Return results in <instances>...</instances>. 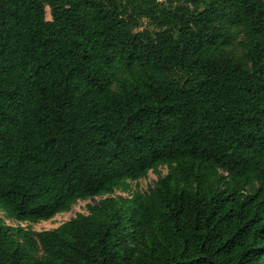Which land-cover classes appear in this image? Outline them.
Segmentation results:
<instances>
[{"label": "trees", "instance_id": "trees-1", "mask_svg": "<svg viewBox=\"0 0 264 264\" xmlns=\"http://www.w3.org/2000/svg\"><path fill=\"white\" fill-rule=\"evenodd\" d=\"M95 197L0 264H264V0H0V211Z\"/></svg>", "mask_w": 264, "mask_h": 264}, {"label": "rangeland", "instance_id": "rangeland-1", "mask_svg": "<svg viewBox=\"0 0 264 264\" xmlns=\"http://www.w3.org/2000/svg\"><path fill=\"white\" fill-rule=\"evenodd\" d=\"M46 18L50 19L49 14V8H46ZM167 172V169L165 167H159L156 171H149L146 177L130 182L131 190L132 191H140L144 192L147 191L150 187L154 185V182L158 179L160 175H164ZM114 195H126L121 193L120 191H115ZM102 197H95L90 198L84 201H79L77 204H75L69 212L59 213L54 218H52L49 221H40L37 223H28L23 222L20 223L16 220L8 219L2 211H0V218H2L6 224L11 226H18L21 225L23 227H28L32 231H42V230H48L57 227L61 223L69 220L70 218L74 217L77 213H87L86 205L87 204H97L98 201Z\"/></svg>", "mask_w": 264, "mask_h": 264}]
</instances>
